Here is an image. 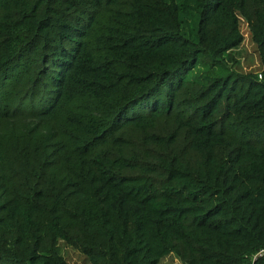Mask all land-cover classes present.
Masks as SVG:
<instances>
[{
  "label": "trees",
  "instance_id": "trees-1",
  "mask_svg": "<svg viewBox=\"0 0 264 264\" xmlns=\"http://www.w3.org/2000/svg\"><path fill=\"white\" fill-rule=\"evenodd\" d=\"M62 243L264 264V0H0V264Z\"/></svg>",
  "mask_w": 264,
  "mask_h": 264
},
{
  "label": "rangeland",
  "instance_id": "rangeland-1",
  "mask_svg": "<svg viewBox=\"0 0 264 264\" xmlns=\"http://www.w3.org/2000/svg\"><path fill=\"white\" fill-rule=\"evenodd\" d=\"M241 31L244 36L242 44L232 51L237 62L234 65L236 72L242 75H261V58L256 44L253 41L249 27L244 19L241 20ZM63 255L69 264H90L89 259L79 251L61 244ZM162 264H184L175 254H170L162 260ZM249 264V263H248Z\"/></svg>",
  "mask_w": 264,
  "mask_h": 264
},
{
  "label": "built area",
  "instance_id": "built-area-1",
  "mask_svg": "<svg viewBox=\"0 0 264 264\" xmlns=\"http://www.w3.org/2000/svg\"><path fill=\"white\" fill-rule=\"evenodd\" d=\"M259 257L264 258V248H262L255 256L252 257V261H254L255 259H257Z\"/></svg>",
  "mask_w": 264,
  "mask_h": 264
}]
</instances>
